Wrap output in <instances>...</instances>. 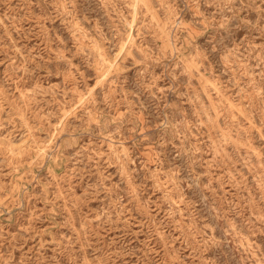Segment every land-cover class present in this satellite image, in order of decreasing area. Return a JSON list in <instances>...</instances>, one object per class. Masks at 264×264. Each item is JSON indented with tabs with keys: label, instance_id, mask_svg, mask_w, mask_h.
Wrapping results in <instances>:
<instances>
[{
	"label": "rangeland",
	"instance_id": "1",
	"mask_svg": "<svg viewBox=\"0 0 264 264\" xmlns=\"http://www.w3.org/2000/svg\"><path fill=\"white\" fill-rule=\"evenodd\" d=\"M0 264H264V0H0Z\"/></svg>",
	"mask_w": 264,
	"mask_h": 264
},
{
	"label": "bare ground",
	"instance_id": "2",
	"mask_svg": "<svg viewBox=\"0 0 264 264\" xmlns=\"http://www.w3.org/2000/svg\"><path fill=\"white\" fill-rule=\"evenodd\" d=\"M165 23H166V22H165ZM125 40H126V39H125ZM130 40H131V39H130ZM101 45H102V44H101ZM98 46H100V44H99ZM103 57H105V56H103ZM105 58H106V57H105ZM106 59H107V58H106ZM106 59H105V60H106ZM107 60H108V59H107ZM110 61H111V60H110ZM110 61H109V62H110ZM112 61H113V59H112ZM110 64H111V63H110ZM106 67H107V66H106ZM111 67H112V66H111ZM111 67H110V68H111ZM112 68H114V67H112ZM107 69H108V68H107ZM103 73H104V72H103ZM105 73H106V72H105ZM80 98H81V97H80ZM256 156H257V155H256Z\"/></svg>",
	"mask_w": 264,
	"mask_h": 264
}]
</instances>
